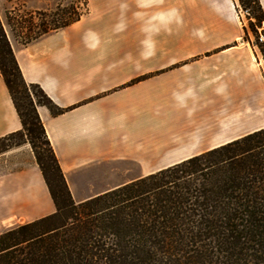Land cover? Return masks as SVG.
I'll return each instance as SVG.
<instances>
[{
    "label": "trees",
    "instance_id": "16d2710c",
    "mask_svg": "<svg viewBox=\"0 0 264 264\" xmlns=\"http://www.w3.org/2000/svg\"><path fill=\"white\" fill-rule=\"evenodd\" d=\"M238 1L264 34L260 1ZM83 6L10 10L7 22L26 46L80 22ZM0 73L22 124L0 138V156L30 145L56 209L0 234V264H264V128L76 203L37 110L71 109L25 81L1 19Z\"/></svg>",
    "mask_w": 264,
    "mask_h": 264
},
{
    "label": "crops",
    "instance_id": "0c3cea01",
    "mask_svg": "<svg viewBox=\"0 0 264 264\" xmlns=\"http://www.w3.org/2000/svg\"><path fill=\"white\" fill-rule=\"evenodd\" d=\"M8 3L0 0V19L25 81L38 84L59 108L71 109L59 116L46 107L37 110L76 203L264 128V90L255 78L245 94L252 102L246 126L239 112L230 123L213 122L194 79H141L142 73L133 74L131 50L113 44L112 33L72 29L82 20L21 45L6 22ZM235 9V0H219L218 10L227 18ZM21 129L0 73V138ZM10 177L19 181L18 202L33 221L55 212L39 169Z\"/></svg>",
    "mask_w": 264,
    "mask_h": 264
},
{
    "label": "rangeland",
    "instance_id": "374dc122",
    "mask_svg": "<svg viewBox=\"0 0 264 264\" xmlns=\"http://www.w3.org/2000/svg\"><path fill=\"white\" fill-rule=\"evenodd\" d=\"M71 4L84 9V0H9L7 11L27 17ZM235 6L229 19L218 10L219 0H88L89 14L72 29L109 31L113 44L131 50L133 74L142 73L141 79L192 78L202 93L198 98L211 106L213 122L230 123L239 112L246 126L252 102L245 94L255 85L254 78L264 90V56L256 46L257 41L264 44V34L262 29L257 34L251 30L250 23L256 22L251 9L238 0ZM32 167L39 169L28 144L0 156L2 233L33 222L34 216L18 202L19 181L10 177Z\"/></svg>",
    "mask_w": 264,
    "mask_h": 264
}]
</instances>
